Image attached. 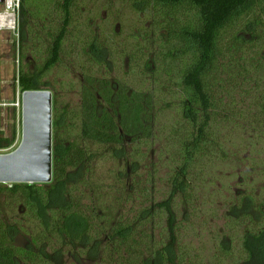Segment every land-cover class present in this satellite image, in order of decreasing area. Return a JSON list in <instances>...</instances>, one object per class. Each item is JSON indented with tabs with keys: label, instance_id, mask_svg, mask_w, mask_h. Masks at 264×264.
I'll list each match as a JSON object with an SVG mask.
<instances>
[{
	"label": "trees",
	"instance_id": "obj_1",
	"mask_svg": "<svg viewBox=\"0 0 264 264\" xmlns=\"http://www.w3.org/2000/svg\"><path fill=\"white\" fill-rule=\"evenodd\" d=\"M78 2V0H23L20 14L25 15L24 6H27L34 10V15L38 19L39 17L42 18L40 20L46 19L40 23L41 33L52 38V42L47 49L46 59L35 68L34 73L23 70L24 65L19 60L22 59L23 51L18 52V75L14 73L13 81L20 93L26 90H40L41 79L45 72L58 65L63 55L70 58L71 65L74 63L78 67L84 65L78 59L82 55L89 57L90 62L94 63V68L100 64H106L108 67V63L114 65L113 61L116 58L113 59L112 55L116 45L121 47L117 53V60L120 62L123 59L124 64L125 61L128 63L129 74L133 75L132 69L134 66H139V72L135 73L146 75L147 68H152V65L156 66L158 63V67H155L159 70L158 74L164 73L166 82L180 87L182 99L179 102V109L182 117L191 125L192 133L186 135L179 143L180 147H176L174 151L178 157L175 162L180 164L170 176L171 189L168 197L160 202H153L147 194L144 202H141L143 206L137 209H133L132 206L128 208L129 212L134 211V215L126 217L124 214L120 215L110 225V234H108L99 224L98 219H101L102 213L95 211V206L92 209L91 206L87 207L83 204L86 195H90L91 190L95 189L89 176V163L98 157L78 144L77 140L81 138L83 141H96L103 146L111 143L123 144L121 131L118 130L120 127L129 130L131 124L135 126L138 123L137 105L133 106L135 108L131 113V119L126 118L123 113L126 106L121 105L118 113L120 126L116 127L112 121L116 114V111H112V105L115 97L118 99L117 95L124 93L123 86L117 85V92L110 89L107 82L101 86L104 100L111 106V110L110 107L102 108L96 95L89 93L90 91L85 92L88 89H82V105L75 116L69 115L67 107L57 109L54 99L52 180L49 183L0 184V199L3 196L19 199L25 212L38 223L42 231L32 238L29 245L15 246L14 237L19 229L5 214L0 203V264H55V257L62 258L65 253L72 258L70 264H77L76 262L81 259L100 260L105 264H205L203 259L191 256L190 251L182 252L178 246L174 197L178 192L186 194L191 164L196 167L202 157L213 155V148L218 143L214 139L213 142L207 140V136L211 134L212 122L216 115L224 114L228 118L237 116V120L245 119L246 128L264 139V126L259 120L264 118V105H259L257 100L238 101L232 98V95L226 100V93L229 92L219 88L222 82L219 76L224 73L229 79L236 77L247 79L246 73L249 70L256 74L261 73L258 67L261 66L260 63H264V43H262L264 31L258 32L257 26L261 28V21L257 17L256 10L257 8L264 10V0H133V7L142 13L151 12V15L158 18L156 21L159 20L158 23L161 24L159 26L166 33L165 36L161 35V42L158 44L159 53L155 57V62L153 56L147 59L145 44L149 40L146 37L143 42L134 41L130 46V42H126L129 41V36L121 38L115 29L112 36H109V33H100L99 36L95 33L93 35L86 33L88 34L86 36L84 22L76 20L72 12ZM55 22L56 24L59 22L58 27L52 30L48 28L49 31H46V24ZM19 24L23 31V19ZM31 41L34 46L33 55L40 56V48L44 44L34 37ZM68 43H70V52L67 51ZM257 44L259 47L255 49ZM124 68L126 69L125 65ZM231 71L238 73L231 76ZM165 86L167 87V83ZM146 99L144 102L147 107ZM262 99L264 102V97ZM243 102L248 111L239 110L237 107ZM140 106L142 109L145 108L144 104L138 105ZM11 109L15 113L14 108ZM2 112L0 106V149H7L14 143L16 131L13 127L9 134L4 133ZM76 118L77 123L73 122ZM73 126L79 129L81 127L83 133L69 142L64 133ZM61 129L63 132H60ZM146 130L147 126L137 130L141 131V135L132 141L147 138L149 132ZM118 147L110 150L111 157L117 160L124 159L125 148ZM135 166L134 164L133 167ZM134 188L138 192L143 191L142 189L139 191L138 185ZM147 193H149L148 188ZM127 197L130 195L128 194ZM127 199L132 201L133 197ZM223 214L226 218L225 226L230 233L228 234L230 241L235 239V232L241 231L237 238L238 260L230 264H264L262 193L251 191L243 194L232 201ZM156 218L157 225L165 229L168 235L166 241L162 240L155 245L147 230L154 229L150 226L155 225ZM164 218H166V227L162 228L161 219ZM48 244L60 247L53 249L57 253L54 257L45 252ZM218 245L217 261L213 260V262L219 263L218 261L233 256L231 242L221 241Z\"/></svg>",
	"mask_w": 264,
	"mask_h": 264
},
{
	"label": "rangeland",
	"instance_id": "obj_2",
	"mask_svg": "<svg viewBox=\"0 0 264 264\" xmlns=\"http://www.w3.org/2000/svg\"><path fill=\"white\" fill-rule=\"evenodd\" d=\"M78 1L72 12L76 20L84 22L85 34L93 35L95 33L99 36L100 33H109V36H112V33L115 32L114 28L119 22L118 33L121 38L129 36V41L126 40V42H130V46L134 41L143 42L142 40L145 37L149 40L145 44L147 46V59H151L153 56V62H155V57L159 53L158 44L161 42V35L165 36L166 33L160 27L159 20L156 21L158 18L151 15V12L142 13L136 10L132 5L133 0ZM21 4H23V0H21ZM24 9L23 31H21V25L19 24V20H22L19 14L20 8L14 15L6 12L5 21L1 22L10 26L0 27L2 125L5 134H9L13 127L16 131V139L6 150L7 152L13 151L21 140V113L19 114V109L16 106H14L15 113L11 109L13 107L12 100L16 99L17 96L21 97L22 94L13 81L14 73H16V76L18 75V52L23 51L22 59L19 58L24 65L23 70L34 73L35 68L40 66L46 59L47 49L51 46L50 42H52V38L41 33V20L34 15V10L29 9L27 6H24ZM3 12L4 4L2 2L0 3V15H5ZM256 12L258 19L261 21V28H259V25L257 26L258 32L260 30L264 31V10L261 11L257 8ZM46 25V31H49L48 28H51L50 30L57 28L59 23ZM29 30L30 32H28ZM262 35H264V32H262ZM33 37L40 39L44 44L40 48V56L32 53L34 46H32L31 39ZM262 43H264V38H262ZM69 44L67 46L68 52L71 50ZM114 47L116 50L112 58H116V60L113 61L114 65L108 63L109 67L106 64H100L94 68V63L90 62L89 57L82 55V57H78L79 61L84 64L82 67L80 66V69L74 63L71 65L70 58L68 59L63 55L62 61L58 65L45 72L40 85L41 90L51 91L52 107L55 99L57 109L67 107L69 115L74 114V116L79 112V107L82 105V89H88L85 92L90 91L89 93L92 92L96 95L102 108L108 109L110 107L111 110V106L104 100V91L101 86L107 82L109 88L114 92L118 91V86H123L125 91L122 92L124 93L122 95L119 93L117 95L119 98L116 99L115 97L112 105V111H116L115 115H117H114L112 120L116 127L120 126L118 113L121 105L126 106L123 113L128 119L132 117L131 113L135 108L133 106L137 105L138 123L135 126L131 124L129 130L126 127L123 129L120 127L118 130L121 131L123 144L111 143L103 146L96 141H83L81 138L77 140L78 144H81L88 152L95 153L98 157L89 163V176L95 189L91 190L90 195H86L83 204L87 207L91 206L92 209L95 206L94 210L102 213L101 219H98L99 224L108 234H110V225L120 215L123 216L124 214V217L134 215V211L129 212L128 208L132 206L133 209H137L143 206L141 202H144L147 194L153 202H160L168 197L171 189L170 176L180 164V162H175L178 157L174 151L180 147L179 143L184 137L192 133L191 125L182 117L179 109V102L182 99L180 87L178 88L174 83L166 82L167 79L164 73L158 74L159 70L155 69V67H158V63H156V66L152 65V68H147L146 75L135 73L139 72L140 67L133 65V75L129 74L130 67H127L128 63L125 61L124 64L123 59L120 62L117 60V53L121 50V47L116 45ZM258 47L257 44L256 48H253L258 49ZM86 58H88L87 61ZM260 65L258 70L261 73L256 74L248 69L247 79H241L240 77L229 79L226 73L219 76L222 81L219 87L220 90L229 92L226 93V100L232 95V98L238 101L240 99L257 100L260 103L259 105H264L262 101V97H264V63H260ZM125 72L128 74L125 75ZM235 73L238 72H230L231 76H235ZM166 83L167 87L165 86ZM238 84L240 85L238 86ZM213 88L215 90V87ZM133 94L136 96L132 97ZM131 97L132 99H130ZM144 99L147 100V107ZM119 101L124 103L121 104ZM142 104L145 107L143 109L142 106L138 107ZM245 105L243 102L239 103L237 107H239V110L245 109L248 111L244 107ZM259 120L264 126V118ZM77 121V118L73 120L75 123ZM146 126V132H149L148 137L139 141H132L135 137L141 135V131L137 130ZM60 132H63V129ZM82 133L81 127L79 129L77 126H73L70 130H65L64 136L71 142ZM213 139L218 143L213 148V155L202 157L196 167L191 164L187 178L189 186L186 190V194H189V196L178 192L174 197L176 206L175 224L178 226V246L182 252L190 251L191 256L200 260L203 259L205 264H230L232 261L238 260L237 238L241 231L235 232V239L230 241L228 237L230 233L225 226L226 218L223 213L232 201L243 194L253 191V193L261 192L264 196V139H261V136L256 132L252 133L246 128L245 119L237 120V116H229L228 118L224 114L216 115L214 122H212L211 134L207 136V140L213 142ZM116 146L125 148L126 157L124 159L117 160L111 157L110 150ZM211 146L213 147V144ZM134 164L135 167H133ZM0 184L7 185L9 183ZM137 185L139 191L143 190L142 192L135 190L134 187H137ZM147 188L149 193H147ZM84 190L86 191L87 188ZM128 194L130 197H127ZM132 197V201L127 199ZM18 200L17 198L3 196L0 203L5 214L13 220L19 229L14 237L13 244L24 247L29 245L28 243L42 231V228L25 212ZM161 220L163 223L162 228H165L166 218ZM154 222L155 225L150 226L154 229H148L147 231L151 234L156 245L162 240L166 241L168 234L165 229H161L157 225V218L154 219ZM220 240L231 242V254L233 256L215 263L213 260L217 261L216 252L219 250ZM48 245L45 252L54 257L56 252L53 249L60 247L53 244ZM55 260V264H70L72 258L65 253L62 258L55 257ZM76 263L105 264L100 260L90 261L86 259H81Z\"/></svg>",
	"mask_w": 264,
	"mask_h": 264
},
{
	"label": "water",
	"instance_id": "obj_3",
	"mask_svg": "<svg viewBox=\"0 0 264 264\" xmlns=\"http://www.w3.org/2000/svg\"><path fill=\"white\" fill-rule=\"evenodd\" d=\"M21 125L18 146L0 154V183H49L52 180L51 91L22 92Z\"/></svg>",
	"mask_w": 264,
	"mask_h": 264
},
{
	"label": "built area",
	"instance_id": "obj_4",
	"mask_svg": "<svg viewBox=\"0 0 264 264\" xmlns=\"http://www.w3.org/2000/svg\"><path fill=\"white\" fill-rule=\"evenodd\" d=\"M3 4H4V12L3 13L6 14V12H7V13L14 15L16 13V11H18L20 8L21 0H4ZM11 104L13 105V107L16 106L18 109H21L20 97L17 96L16 99H14V101L11 102ZM0 106H1V104H0ZM3 152H4V150L0 149V154ZM9 184H11V183H9Z\"/></svg>",
	"mask_w": 264,
	"mask_h": 264
},
{
	"label": "crops",
	"instance_id": "obj_5",
	"mask_svg": "<svg viewBox=\"0 0 264 264\" xmlns=\"http://www.w3.org/2000/svg\"><path fill=\"white\" fill-rule=\"evenodd\" d=\"M40 19H42L41 17H39ZM42 21H46V19H43V20H41V22ZM54 22V21H53ZM55 23H57V22H55ZM59 23V22H58ZM119 22H117V24H116V26H115V30L116 31H118V27L120 26V23L118 24ZM22 95V94H21ZM20 99H21V97H20ZM12 101H14V99L12 100ZM12 108H14V107H12ZM15 109V108H14ZM21 113V109H19V114ZM21 127H22V125H21ZM21 132H22V128H21ZM8 149V148H7ZM7 149H2V150H4V152L3 153H1V154H6L5 152H7L6 150ZM8 153V152H7Z\"/></svg>",
	"mask_w": 264,
	"mask_h": 264
},
{
	"label": "bare ground",
	"instance_id": "obj_6",
	"mask_svg": "<svg viewBox=\"0 0 264 264\" xmlns=\"http://www.w3.org/2000/svg\"><path fill=\"white\" fill-rule=\"evenodd\" d=\"M4 16V17H3ZM5 16H6V14L5 15H0V27H9L10 25L9 24H7V25H5L4 23H2V22H4L5 21ZM2 21V22H1ZM2 24V25H1Z\"/></svg>",
	"mask_w": 264,
	"mask_h": 264
},
{
	"label": "flooded vegetation",
	"instance_id": "obj_7",
	"mask_svg": "<svg viewBox=\"0 0 264 264\" xmlns=\"http://www.w3.org/2000/svg\"><path fill=\"white\" fill-rule=\"evenodd\" d=\"M20 12V11H19ZM20 14V13H19ZM20 17L23 19V15L22 14H20ZM20 21V20H19Z\"/></svg>",
	"mask_w": 264,
	"mask_h": 264
}]
</instances>
